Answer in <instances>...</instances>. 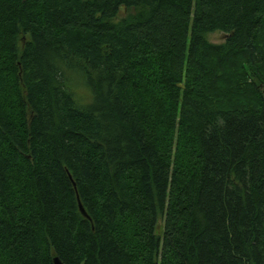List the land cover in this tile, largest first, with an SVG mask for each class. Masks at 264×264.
Segmentation results:
<instances>
[{
  "label": "trees",
  "instance_id": "trees-1",
  "mask_svg": "<svg viewBox=\"0 0 264 264\" xmlns=\"http://www.w3.org/2000/svg\"><path fill=\"white\" fill-rule=\"evenodd\" d=\"M263 90L264 0H0V264H264Z\"/></svg>",
  "mask_w": 264,
  "mask_h": 264
},
{
  "label": "rangeland",
  "instance_id": "rangeland-1",
  "mask_svg": "<svg viewBox=\"0 0 264 264\" xmlns=\"http://www.w3.org/2000/svg\"><path fill=\"white\" fill-rule=\"evenodd\" d=\"M124 14H125V10L120 9L118 17H122ZM207 38L212 43H220L225 39V33L220 32V31H215V32L209 33L207 35ZM81 87L86 90V86L82 85ZM83 89H79V93L86 99V91H84ZM162 227H163V219L161 216H159L157 219V223H156V230L158 234H161Z\"/></svg>",
  "mask_w": 264,
  "mask_h": 264
},
{
  "label": "water",
  "instance_id": "water-1",
  "mask_svg": "<svg viewBox=\"0 0 264 264\" xmlns=\"http://www.w3.org/2000/svg\"><path fill=\"white\" fill-rule=\"evenodd\" d=\"M260 86V85H259ZM264 91V90H263ZM80 206V211H81V213L84 215V216H87L86 215V213H85V211H84V209L82 208V206L81 205H79ZM53 264H64V263H62V261L58 258V257H54L53 258Z\"/></svg>",
  "mask_w": 264,
  "mask_h": 264
}]
</instances>
